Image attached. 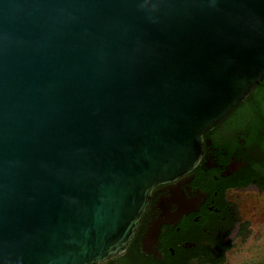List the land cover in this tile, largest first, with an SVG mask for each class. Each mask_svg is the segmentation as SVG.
Returning a JSON list of instances; mask_svg holds the SVG:
<instances>
[{
	"label": "water",
	"instance_id": "obj_1",
	"mask_svg": "<svg viewBox=\"0 0 264 264\" xmlns=\"http://www.w3.org/2000/svg\"><path fill=\"white\" fill-rule=\"evenodd\" d=\"M263 79L264 0H0V264L122 254Z\"/></svg>",
	"mask_w": 264,
	"mask_h": 264
},
{
	"label": "flooded vegetation",
	"instance_id": "obj_2",
	"mask_svg": "<svg viewBox=\"0 0 264 264\" xmlns=\"http://www.w3.org/2000/svg\"><path fill=\"white\" fill-rule=\"evenodd\" d=\"M260 205L264 79L204 133L191 172L154 188L126 250L99 264H227L233 244L248 238L254 210H264Z\"/></svg>",
	"mask_w": 264,
	"mask_h": 264
},
{
	"label": "rangeland",
	"instance_id": "obj_3",
	"mask_svg": "<svg viewBox=\"0 0 264 264\" xmlns=\"http://www.w3.org/2000/svg\"><path fill=\"white\" fill-rule=\"evenodd\" d=\"M233 247L226 258L227 264H264L263 209L254 210V224L250 226L248 238L239 242L236 247L233 244Z\"/></svg>",
	"mask_w": 264,
	"mask_h": 264
}]
</instances>
